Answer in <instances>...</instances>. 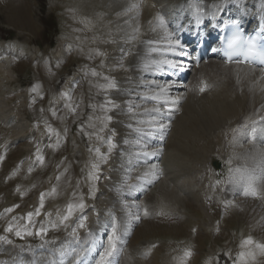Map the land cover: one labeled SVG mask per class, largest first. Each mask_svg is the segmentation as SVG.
<instances>
[{"label":"rangeland","instance_id":"obj_1","mask_svg":"<svg viewBox=\"0 0 264 264\" xmlns=\"http://www.w3.org/2000/svg\"><path fill=\"white\" fill-rule=\"evenodd\" d=\"M110 1L0 0V236L11 243H49L81 235L93 221L106 222L115 213L128 211L133 215L127 218L136 216L134 206L127 205L131 198L126 195L121 203L111 197L114 192L110 189L116 186L120 192L130 178L121 173L130 171L124 168L127 163L120 166L116 162L114 131L122 120L115 122L116 113L124 109H118L117 100H125L117 88L131 71L124 61L125 52L117 54V50L125 42L122 34L126 40L131 37L126 26L128 16L134 13ZM147 6L151 23L153 7ZM148 29L139 28L137 35ZM127 42V47H121L128 48L131 41ZM85 48L95 51L94 55H84ZM77 80L79 88L73 86ZM129 100L126 113L140 116L137 99ZM235 122L208 134H196L193 127L183 139L190 155L166 147L162 164L167 172L170 169V185L166 177H160V183L165 182L179 197L166 194L161 187L156 190L158 182L154 185V215L130 233L124 258L129 256L132 264H264V250L259 247L264 245V206L256 198H246L251 194L223 195V184L216 183H225L222 176L227 170L231 174L241 160L233 131H228L230 136L224 132ZM237 133L239 142L242 134ZM243 148L249 144L243 143ZM150 149L146 151L152 152ZM132 153L142 154L128 152L125 157L135 158L129 155ZM211 155L221 163L219 172L213 170ZM132 163L137 165L135 174L152 168L151 163ZM181 163L189 166L188 171L181 170ZM157 169L152 173L157 175ZM81 203L83 209L75 208L64 219L70 204ZM111 205L114 207L109 209ZM107 209L113 212L105 213ZM75 220L78 225L83 220V226H77ZM9 226L12 232L7 230ZM249 240L252 243H246Z\"/></svg>","mask_w":264,"mask_h":264},{"label":"bare ground","instance_id":"obj_2","mask_svg":"<svg viewBox=\"0 0 264 264\" xmlns=\"http://www.w3.org/2000/svg\"><path fill=\"white\" fill-rule=\"evenodd\" d=\"M111 1H113L116 6L124 7L127 11L134 12L133 14L130 13V16H128L130 23L126 27L128 29V38L131 35L128 39L131 42L129 47L126 48L128 50L127 54H125L134 68L132 67L133 70H131L128 76L126 74L127 77L123 80L118 95H120L123 100L125 99L124 108L125 104L127 105L126 99L130 96L129 99H133L132 97L137 99V106L141 109V112L139 111L140 117L135 118L134 116L131 117V115H127L130 119L125 117L126 115L123 109L119 111L118 115L120 116H117V118H121L122 120L118 123V127H121L122 124V129L120 131V139H118V144L120 145L118 154L124 155L126 153L128 154V152L141 151L143 155L153 152L161 156V152L165 154V151L170 148L178 154L187 156L190 155V151L188 150L190 147L185 144L183 139H186V135L191 132L190 130L193 127L195 128L196 134L197 131L208 134L211 131H217L220 127L225 128L231 121H236L237 123L235 122L232 127L236 135L238 134L237 132H241L242 134V136L238 135L239 142L242 140L244 141L241 143L251 141V146H249V148H241L240 151L242 156H240V164H237L238 167L236 165L237 168H235L232 175L233 183L229 182L230 188H228L229 190L226 193L230 192V195H233L237 192V194L242 193V195H245L247 192L250 196L254 191L257 195L263 194L261 196L264 199V192H262L264 191V125H260L259 127H250L248 125V132L244 130V124H250V122L261 116L264 117V79L261 78V73L253 68L237 66L226 67L214 60L208 65H205L201 70L195 71L192 75V83L189 84L187 89L177 90L173 80L167 78V74L162 75L160 70L165 61H168L167 55H169V52L167 51L173 50L177 45L173 40V36L170 34L172 30L171 28H167V24L171 23L173 20V22H176L177 19H182L181 13L179 14L175 13V10L173 11V8L178 6L179 0H145L147 2L143 4L146 6H143L142 0ZM200 1L203 3H211L213 6L222 4V0ZM226 1L229 2V0ZM217 2L219 4H217ZM149 4L153 7L152 16L150 18L151 23L144 25L145 21L148 20V15L151 13L147 6ZM230 4L243 8L246 11L248 10L249 12L264 10V0H231ZM143 12L146 15H143ZM241 14H244V12ZM142 16L145 18L142 20V25L138 27L149 29L142 33L140 42H137L136 40L139 38V35H137L138 30H133L132 27L136 26ZM246 16L249 17L248 14ZM146 23H149V20ZM174 37L177 38L176 35ZM134 47L136 48L134 49ZM64 48L65 45L63 46V49ZM125 55L124 57H126ZM197 76L207 80V88L209 90L205 93H198L199 86L197 85L196 87L194 84ZM156 108H159V111H155ZM169 126L170 128H168ZM228 131L229 129H226L224 132L229 135ZM249 131L252 132L253 135H250ZM239 142L236 140V143L241 146ZM167 146L168 148L166 149ZM147 149L152 150V152L146 151ZM244 150L246 151L244 152ZM210 157L211 161L215 160L213 155ZM157 158L158 156H156L153 161L156 162ZM173 159L177 161V155L175 158L173 157ZM148 163L150 162L146 164ZM123 164L124 162L120 165ZM141 164H144V162ZM178 166L181 170L183 168V171H188L189 166H186V164L181 163ZM162 168V170L158 168L159 172H156L157 175L152 173L153 171L144 172V177L139 182L131 181L130 178H132V175H130V178L124 181L126 186H121L122 189H120V192L115 190L117 188L116 186L110 188L112 192H114V194L110 193L111 197L124 203V197L131 193L128 192L129 189L136 190L137 192H141L142 195H146L147 191L153 190V185H149L151 179L154 180L156 184L157 182L159 184L156 190H159L161 187L166 194L174 195L173 197L175 198L179 197V194L177 195V192L174 194V190L165 183L167 182L170 185L168 176L167 179H164L165 182L160 183V177L163 171L167 173L165 165ZM174 170L176 176L179 177L176 167H174ZM135 183H137V185H135ZM136 191H133L130 196L134 197ZM152 192L153 191L149 192V195L146 197L148 200L152 198ZM142 202L143 201H141V203ZM127 205L130 207L133 205V208L137 207V203L135 202L128 203ZM134 212H136V210H134ZM128 214L130 215L131 212L124 211L123 214L115 213L114 219L110 218L109 223L99 222L96 224L95 222L98 220L93 221L91 224L92 226L90 225L92 235L88 237V235L82 234L79 239L82 240L79 241L82 243L81 245L77 244L74 239L67 242L62 239L55 244L34 245L32 247L28 246L26 243H17L7 252L3 246L5 247V242L8 241L0 239L2 240L0 241V264H32L31 258H37L39 261L42 259H49L51 263L55 264V262L59 260L56 258L58 255L64 256L62 258L64 261L71 256L72 260L76 259L79 254L86 252L85 250L88 249L85 244L86 240L93 239V235L97 231L99 238H103L102 234L103 231L106 230L105 227L107 225L112 226L113 223H115L112 227V234L113 230L121 225L122 230L116 229L115 231L124 235L129 229L136 227V224L140 221V217L136 215L135 217L127 218L126 215ZM127 228L129 229L127 230ZM97 242L98 241H96V246L98 245ZM90 246L93 245L91 244ZM5 248L7 249V247ZM110 249L111 248H108L109 251L114 250L113 247L111 250ZM1 252H5L8 255L5 256ZM86 255L88 256L89 254Z\"/></svg>","mask_w":264,"mask_h":264},{"label":"snow or ice","instance_id":"obj_3","mask_svg":"<svg viewBox=\"0 0 264 264\" xmlns=\"http://www.w3.org/2000/svg\"><path fill=\"white\" fill-rule=\"evenodd\" d=\"M233 43H235V41H233ZM230 47H231V45H230ZM177 55H179V53H176ZM170 67H173V68H175V67H177V64L174 62V61H165ZM229 62H231V56L229 57ZM238 62H247V57L245 58V60L244 61H238ZM262 63H264V61H262ZM94 75H95V73H93ZM35 90V89H34ZM204 89L203 88H201V91H203ZM174 103V102H173ZM155 111H159V108H156L155 109ZM38 159H42V158H40V157H38ZM93 167H95V165L93 166ZM252 195H256V193L253 191L252 193H251ZM245 195H248V193L246 192L245 193ZM41 203H43V197H41ZM80 208V209H83V207H84V205L81 203V204H79V205H72V204H70L69 206H68V216H65L64 217V219H68V217L69 216H71L72 215V213H73V210L75 209V208ZM31 219V216H29V220ZM83 225H81V227H82ZM9 232H12L13 231V228H12V226H9L8 227V229H7ZM44 232H45V230L44 229H41V232H40V234L41 235H43L44 234ZM17 236H21V232L20 231H16V233H15ZM32 233H28V235H31ZM113 237L115 238V229L113 230ZM110 243L112 244V246H113V248L115 247V242H114V240L113 241H110ZM246 243H252V241L251 240H249V241H246ZM259 247L262 249V250H264V245H259ZM108 253L106 252V255H107Z\"/></svg>","mask_w":264,"mask_h":264}]
</instances>
